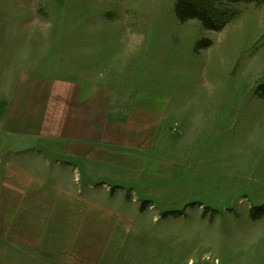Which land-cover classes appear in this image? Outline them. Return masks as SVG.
Here are the masks:
<instances>
[{"label": "rangeland", "instance_id": "374dc122", "mask_svg": "<svg viewBox=\"0 0 264 264\" xmlns=\"http://www.w3.org/2000/svg\"><path fill=\"white\" fill-rule=\"evenodd\" d=\"M179 1L0 0V50L12 57L6 73L16 77L34 66L41 76L94 85L102 95L92 102L77 88L75 100L61 101L65 121L89 122L86 142L56 139L55 132L36 142L11 131L7 114L17 105L18 82L0 96V264H82L81 230L65 218L51 230L42 216L52 212L46 197L52 188L23 186L24 173L33 181L57 177L54 206L83 204L91 214L104 205L119 210V218L89 219L106 220L105 234L92 242L102 258L97 264L107 263L111 249L112 264H264V218H251L253 208L264 205V99L258 94L264 1L209 0L225 13L220 32L197 20L180 22ZM202 40L212 46L197 50ZM21 107L26 117L28 108ZM29 115L40 119L41 110L35 106ZM116 122L130 124L136 139L120 145L95 140L101 126L111 131ZM50 141L55 152L39 156ZM74 142L78 162L66 149ZM116 149L123 168L95 153ZM87 170L94 179L114 176L91 181ZM30 190L41 194L40 202L26 201ZM70 191L91 201L64 197ZM58 211L55 206L59 217ZM14 212L24 213L28 236L37 231L35 250L11 238L21 215L6 220L4 231L5 214ZM40 244L54 250H38Z\"/></svg>", "mask_w": 264, "mask_h": 264}, {"label": "crops", "instance_id": "0c3cea01", "mask_svg": "<svg viewBox=\"0 0 264 264\" xmlns=\"http://www.w3.org/2000/svg\"><path fill=\"white\" fill-rule=\"evenodd\" d=\"M10 55L11 53L6 54L5 49L0 50V91H1L0 94H2L0 96H5V92L10 91L8 90V87L12 86L13 83L18 82L17 83L18 86L16 89L17 93L13 100L14 101L13 104H17V105L13 107L11 114L10 113L7 114L9 129L11 131L13 130L19 131L22 134L26 133V134H23L26 138L34 139L36 142L38 140H42V142H47L46 140L47 136H45L46 134L45 132H50L52 134H54L55 132L57 134L56 136H54L56 137V139L69 138V142H73V141L82 142L83 140H85L86 142L87 141L86 139L90 138L86 135V130L90 128L89 122H84V120L81 122L79 118L75 119L72 116H70L69 118H66V121H65L64 110L62 109V106H61V101L63 98H66L67 100H75L76 93H77L76 89L80 88V86L74 84V82L70 80L57 79L51 76L49 77V76H44V75L41 76L40 74H38V71L34 68V66L31 67L30 69L25 67L24 69H28L29 71H25L17 75L16 77H13L12 76L13 73L5 72V68H9L11 64L12 57ZM3 62H6L7 65L3 66L2 65ZM93 86L94 85H90L89 88H80V89H83L86 91L85 92L86 99L89 95L90 101L96 102L97 96H99V100H100L102 95L100 92L96 90H91ZM99 100H98V105H103L101 102H99ZM21 105H25L28 108V115L26 117L22 116L23 109ZM35 106L41 110L40 119H37L36 117L34 119H31V116L29 115L30 110H32V108H34ZM3 107H4V104H2V101L0 98V112H2L1 109ZM4 111L5 110H3V112ZM0 116H1V113H0ZM28 117L30 119V122L28 121ZM95 125L99 126L97 124ZM104 127L106 128L105 125H103V127L101 126L102 136L97 135L95 137V140H98L101 137L100 140H104L103 143H105V145H108V144L109 145L110 144L120 145V144H123L124 139H130V138L136 139L135 129L132 128L130 124L124 125L121 122H116L115 126L113 127L111 131H105ZM49 138H52V137L49 136ZM51 141L49 143H46V145H44V147L42 148L43 151L41 153H38V152L36 153H38L39 156H42L40 154H49L47 152H50V149L53 150L52 148H50ZM130 143L134 145L136 144L138 145V142L135 143L133 140ZM83 146H84V151L86 150L84 152V155L86 156L87 151H89V149L87 150L86 145H83ZM66 149L69 155H71L72 157L71 159H73V162H78L76 161V159H80L78 155L80 150L77 148L76 143L75 142L69 143ZM101 151H104V150H101ZM116 151L117 153L114 152L115 155L113 152H107V151L99 152V153L95 152V153L101 156L108 157V159L112 161L111 164H114V166L117 165L123 168L127 165V163L125 165H122L124 158L122 157L121 152H119L120 150L116 149ZM52 152H55V151L53 150ZM130 167L133 168V170H138V171L143 172V174H147V172L144 173V171L141 170V167L138 164H134L133 166H130ZM148 168H149V164H147V170ZM90 173L91 172L87 170V174L89 175ZM143 174H140V175H143ZM113 176H114L113 174L101 173L99 177H97L96 179H108V178L112 179ZM19 177H21L20 182L23 186L27 185L28 187H32L33 185H35L39 188H42V186L49 185L48 188L49 187L52 188L51 194H49L48 196L46 195V197H48V200L50 201V209L52 210V212H49V211L43 212L44 215L42 216V219L43 218L47 219L46 223L50 226L51 230L55 229L56 220L59 222L58 219L60 218L68 219L69 220L68 223L71 226H72L71 221H73L74 228L81 230V237H82V242L80 243L81 245L77 248L78 259L82 261V264H97L98 262H100L102 260L101 254L99 255L98 252H93V249H95L93 247H97V246H95L92 242L99 234H105L104 222L106 220L95 219L93 221H89V219L93 218L95 214L97 218L105 217L107 219L112 216L114 218H119L120 216L119 210L105 207L104 205L103 208L106 209V212H103L101 210L103 208L101 209L96 208L94 210V214H91L90 208H89V211H85V207L83 206V204L81 207L68 206L66 208L65 206L60 207L59 203H56L55 204L56 208L58 210L60 208V211H58L59 212V217H58V214L55 212V206L53 205V202L56 201L59 197L57 195L52 194L53 191H55L54 183L57 181L55 179L57 177L52 176L50 178H46L47 180L37 179L35 181L31 180L32 178H29L25 173L20 174ZM89 177L93 178L91 179V181H96L93 175L92 176L89 175ZM120 179L122 178H117V177L113 178V180H120ZM9 180H11V182L13 181V179H9ZM79 189L84 190L82 186ZM61 193L62 192H60V194ZM67 196H69L70 199L72 198L73 201H78V202H81V200L83 201L89 200L86 197L76 199L74 197H77V195L75 193L72 194L71 191L66 192L64 197H67ZM26 198H27L26 199L27 202H31V201L40 202L41 194L32 192V194L26 195ZM48 207H49V202H48ZM61 208H62V211H61ZM23 214H24L23 212H14L13 214H5L6 216L2 220V225L4 227L7 223L6 220L15 218V216L17 215H21L19 217L21 221L19 222V227H18L20 231L15 232V236H11V238L14 241L20 240V242L15 241L16 243L20 245V247L24 245L26 246V248L30 250H35L34 248L36 247L37 243H34V238L37 236V231L32 230L29 236H28V232H24L23 227H22L24 226V222L22 221L24 219V217L22 216ZM37 216L38 215H35L33 218L36 219ZM72 219H75V220H72ZM33 225H36V226L38 225L36 220L33 222ZM109 225H111V223H109ZM37 228L38 227H35L33 229H37ZM3 229L5 232H7L8 226H5ZM48 245H55V244H48ZM38 250H42V251L54 250V248H48L45 246H41L40 244ZM57 250H59V248H57ZM111 251L112 252H108L106 254V257H108V261L107 263L104 262V264H112L110 263L112 261L111 258H114L115 260L116 254H114L112 249Z\"/></svg>", "mask_w": 264, "mask_h": 264}, {"label": "trees", "instance_id": "16d2710c", "mask_svg": "<svg viewBox=\"0 0 264 264\" xmlns=\"http://www.w3.org/2000/svg\"><path fill=\"white\" fill-rule=\"evenodd\" d=\"M228 3L237 4L240 2H256L264 0H225ZM176 16L182 23L197 20L201 25L209 31L220 32L226 26L224 12L218 10L209 0H180L176 6ZM212 46V40H202L197 44V50L208 49ZM258 94L264 99V84L259 86ZM148 207V202H144L141 210L144 211ZM251 218L254 221L264 218V205L253 208Z\"/></svg>", "mask_w": 264, "mask_h": 264}]
</instances>
